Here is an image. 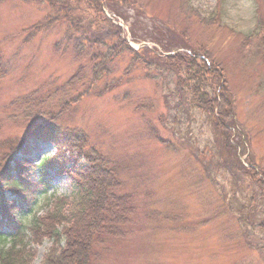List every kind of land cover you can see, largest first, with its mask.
Returning a JSON list of instances; mask_svg holds the SVG:
<instances>
[{"label": "rangeland", "instance_id": "1", "mask_svg": "<svg viewBox=\"0 0 264 264\" xmlns=\"http://www.w3.org/2000/svg\"><path fill=\"white\" fill-rule=\"evenodd\" d=\"M79 2L86 18H98L85 0ZM145 5L114 7L120 28L128 38L134 28L143 43L160 51L152 38L171 30L179 43L171 52L187 54L192 48L224 73L234 99L231 140L239 157L225 148L206 114L193 107L189 88L179 83L184 71L178 74L176 66H159L150 74L135 70L128 81H111L103 92L86 73L89 90L58 92L88 65L87 58L71 48L56 50L62 26L32 35L31 27L51 11L46 0H8L0 4V50L8 66L0 84V168L7 153L14 154L11 147L26 143L33 129L49 120V112L59 113L70 96L84 91L58 124L86 133L118 165L116 201L129 197L127 211L133 212L121 237H106L97 246L93 264H264L259 241L264 239V188L248 173L253 168L260 179L264 172V0H146ZM118 61L117 77L130 63L125 56ZM26 95L42 98L33 108L42 113L25 117L16 109V100ZM29 142V153L12 157L31 163L28 175L38 179L44 161L58 148ZM46 169L51 188L33 205L41 217L57 198L72 197L68 174L57 166ZM52 245L49 239L31 245V264H42Z\"/></svg>", "mask_w": 264, "mask_h": 264}, {"label": "trees", "instance_id": "2", "mask_svg": "<svg viewBox=\"0 0 264 264\" xmlns=\"http://www.w3.org/2000/svg\"><path fill=\"white\" fill-rule=\"evenodd\" d=\"M6 1L8 0H0V4ZM85 1L98 18H86L79 0H46L51 11L43 21L30 29L34 36L49 31L56 25L62 26L64 34L55 44L56 50L65 52L71 48L78 57L87 58L88 65L80 66L75 75L57 91L67 94L70 90H89L92 86L84 80L86 73L91 76V83L100 85L98 89L103 92L110 89L111 81L117 84L128 81L135 70L141 71L144 68L150 70V74L159 66L169 69L170 66H176L178 74L180 70L184 71V77H180L179 83H184L189 88L193 107L206 114L208 121L220 133L225 148L238 158V144L231 140L234 134L231 130V125H234V99L224 73L214 67L212 61L208 63L204 58L198 57L200 52L192 48H189V54L178 52L164 56L163 54L179 48L171 30L169 33L167 30L160 33L163 38L168 37L166 40L152 38L153 43H157L162 51L148 46L132 49L124 28L116 25L114 19L106 17L104 8L107 7L113 17L119 18L121 15L114 7L131 5L137 9L143 7L146 0ZM130 32L133 42L145 40L134 28ZM170 38L173 47L168 45ZM261 39L264 47V36ZM2 56L0 50V84L8 72ZM123 56L128 57L130 63L124 68L122 75L117 77L114 75L117 74L116 66ZM83 93L84 91L70 96L59 113L49 112V120L41 121L22 146L11 147L17 155L18 151L29 153V140L33 143L52 142L57 146L56 155L44 161L46 165L41 166L42 172L38 179H31L28 175L31 163L19 155L14 158V154L7 153V163L0 168V264H31L34 253L30 246L41 244L44 239H49L53 245L42 264H93L97 260V246L106 237H121L123 227L129 224L128 216L133 213L127 211L129 197L116 201L120 187L118 165L109 155L94 147L86 133L65 131L58 124L60 115L71 108V105L77 104L84 96ZM41 101L39 96L26 95L16 100V109H21L25 117L30 116V112L38 115L42 112L33 108L40 106ZM158 139L169 146L162 137ZM17 141H13L11 145L17 144ZM66 151H70V154L67 155ZM75 151L79 155L78 159L74 155ZM12 158L14 161L10 164ZM47 165L57 166L59 173L68 174L72 184V197L57 198L53 202V209L41 217L33 211V205L51 188L46 174ZM248 173L264 188L263 171L260 172V179L259 173L253 168H249ZM263 225L262 223L260 227ZM259 241L263 243L264 239Z\"/></svg>", "mask_w": 264, "mask_h": 264}]
</instances>
